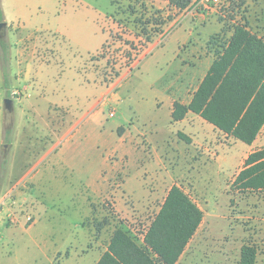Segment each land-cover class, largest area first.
<instances>
[{
	"label": "rangeland",
	"instance_id": "rangeland-1",
	"mask_svg": "<svg viewBox=\"0 0 264 264\" xmlns=\"http://www.w3.org/2000/svg\"><path fill=\"white\" fill-rule=\"evenodd\" d=\"M0 9V264H96L117 229L142 245L173 185L202 210L178 264H239L244 244L264 264V190L231 189L249 145L193 113L173 122L169 105L236 23L264 40V0L182 10L166 0H0Z\"/></svg>",
	"mask_w": 264,
	"mask_h": 264
},
{
	"label": "trees",
	"instance_id": "trees-1",
	"mask_svg": "<svg viewBox=\"0 0 264 264\" xmlns=\"http://www.w3.org/2000/svg\"><path fill=\"white\" fill-rule=\"evenodd\" d=\"M166 1L179 10L190 3V0ZM0 47L1 56H6V47L1 41ZM7 86L5 78L4 87ZM188 111L247 145L264 130V40L245 24L234 25L231 36L213 59L189 103H173L171 118L181 120ZM179 135L189 140L184 134ZM231 189L264 190V147L247 154ZM201 220L199 206L180 187L173 185L143 234L142 245L126 231L117 229L96 264H178ZM256 254L253 245H242L239 264H255Z\"/></svg>",
	"mask_w": 264,
	"mask_h": 264
},
{
	"label": "crops",
	"instance_id": "crops-1",
	"mask_svg": "<svg viewBox=\"0 0 264 264\" xmlns=\"http://www.w3.org/2000/svg\"><path fill=\"white\" fill-rule=\"evenodd\" d=\"M204 55H205V57L206 56H211L209 53L208 54H205L204 53ZM213 59H214V57H212ZM198 59H202V56L201 57H199ZM213 59H212V61H213ZM212 63V62H211ZM211 65V64H210ZM208 70V69H207ZM206 74V73H205ZM204 77V76H203ZM202 77V78H203ZM202 78L199 80V81H195V80H193L194 78H193V76L191 77V79H192V82H193V84L190 86V87H187V89L183 92L184 93V97L183 98H181V97H179V99H170V102H169V105H170V116H171V111H172V107H173V103L175 102V101H178V102H180V103H182V104H188L189 103V101L191 100V98H192V94H193V92L196 90V88H197V86L199 85V83H200V81L202 80ZM192 112L191 111H188L186 114H185V116H184V118H182L181 120H176V121H173L172 120V118H171V120L173 121V122H179V121H184L190 114H191ZM193 114H195V113H193ZM85 115H86V113H85ZM85 115H83L82 117H80V119L79 120H81ZM197 115V114H196ZM199 116V115H198ZM200 117V116H199ZM79 120L78 121H76L75 122V124L77 123V122H79ZM205 121V120H204ZM75 124H74V126H75ZM214 127V126H213ZM216 129V128H215ZM71 130V128L70 129H68L67 131H66V133L65 134H67V132H69ZM217 131H219L218 129H217ZM186 136V135H185ZM191 137H193V136H191ZM231 137V136H230ZM261 137L263 138L264 137V130L262 129L259 133H258V135H257V137H256V139L252 142V144H250L249 145V149L247 150V152L248 153H250L251 151H253V150H255L257 147H264V140L262 141L261 140ZM196 138V137H195ZM195 138L193 137V139L195 140ZM262 141V142H261ZM255 144H256V146H255ZM247 153V154H248ZM247 154H246V156H247ZM124 184H125V182H124Z\"/></svg>",
	"mask_w": 264,
	"mask_h": 264
},
{
	"label": "water",
	"instance_id": "water-1",
	"mask_svg": "<svg viewBox=\"0 0 264 264\" xmlns=\"http://www.w3.org/2000/svg\"><path fill=\"white\" fill-rule=\"evenodd\" d=\"M7 23L5 21H0V35L3 30L6 28ZM3 109L8 117H11L14 112V101L11 97H5L3 100ZM3 148L9 147V144H3Z\"/></svg>",
	"mask_w": 264,
	"mask_h": 264
},
{
	"label": "built area",
	"instance_id": "built-area-1",
	"mask_svg": "<svg viewBox=\"0 0 264 264\" xmlns=\"http://www.w3.org/2000/svg\"><path fill=\"white\" fill-rule=\"evenodd\" d=\"M206 1H208V0H206ZM210 1H212L214 3H218V2H221L222 0H210ZM201 2H204V0H201ZM106 99H107V97H105L104 100H106ZM104 100H102L101 103H104ZM109 115L110 116H113L114 115V110L113 109L109 112ZM27 219L30 220L31 218L30 217H27Z\"/></svg>",
	"mask_w": 264,
	"mask_h": 264
}]
</instances>
